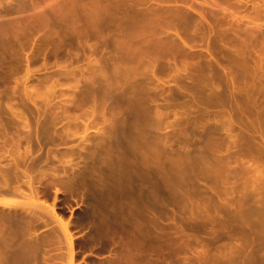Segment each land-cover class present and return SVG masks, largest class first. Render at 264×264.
Returning a JSON list of instances; mask_svg holds the SVG:
<instances>
[{
	"label": "bare ground",
	"instance_id": "6f19581e",
	"mask_svg": "<svg viewBox=\"0 0 264 264\" xmlns=\"http://www.w3.org/2000/svg\"><path fill=\"white\" fill-rule=\"evenodd\" d=\"M230 1L242 0H191L164 7L150 0H51L50 5L47 0H0V264H37L41 258L48 264L41 251L60 246L62 238L66 251L59 253L66 262L49 264H75L74 224L57 212L56 199L59 193L77 192L80 182L84 188L86 162L72 157L81 158L85 151L106 172L91 183L98 206L90 210L95 226L89 240L93 250L107 251L102 257L89 254L97 264H175L182 253H190L195 264H264V103L255 97L264 85L238 79L235 67L247 60L232 42L223 40L213 21L219 4ZM198 23L206 33L197 32ZM49 25L60 30H47ZM65 45L75 49V56L79 50L82 55L86 50L101 53L94 60L87 56L93 64L86 72L77 68L79 76L87 73L92 83L90 99L65 102L80 113L65 115L68 125L61 130L67 138L79 136L83 145L66 158L47 145L44 161L51 157L59 166L44 162L45 167H36L33 140L37 152L56 141L48 136L50 121L44 112L34 117L42 128L40 137L29 118L6 103L15 93L8 83L16 76V84L23 83L20 99L30 100V64H47ZM218 52L231 69L218 63ZM200 58L204 67L197 68ZM224 70L229 77L217 82ZM157 72L171 76L170 88L161 82L162 89L188 99L193 112L185 115V131L177 129L182 117L175 105L168 100L160 104L162 94L151 92ZM61 73L76 77L67 68ZM101 90L105 97H98ZM85 102L90 106L85 108ZM105 106L110 114V119L102 118L107 131L89 132ZM169 113L173 121H168ZM3 116L26 128L22 151L17 140H11L16 145L6 143ZM54 116L50 120L56 125L61 117ZM161 129L171 132L161 134ZM55 131L51 134L56 137ZM43 183L54 187L50 204ZM4 197L21 203L14 206ZM49 219L58 232L48 226ZM239 239L245 244L236 247Z\"/></svg>",
	"mask_w": 264,
	"mask_h": 264
},
{
	"label": "rangeland",
	"instance_id": "374dc122",
	"mask_svg": "<svg viewBox=\"0 0 264 264\" xmlns=\"http://www.w3.org/2000/svg\"><path fill=\"white\" fill-rule=\"evenodd\" d=\"M195 3H199V0H192V2ZM190 3L191 0H150V4L155 5V6H159V7H164V6H176L180 3ZM52 2L51 0H47V5H50ZM226 5L228 7H226ZM221 7H226V9L222 10ZM218 10L215 12V14L213 15V21L215 20V22L217 23V26L219 27V30L221 32L222 35H224V41L228 42H232L234 44V47L238 48L240 50L241 53L244 54V57L247 60V64H237L236 68V72H237V76L239 77L238 79L241 81H245L248 84L254 83V81L256 82H261L264 85V0H242V1H230L229 3L225 4H219V7H217ZM190 29H193V25L190 26ZM47 30H51V31H59L60 29L55 26V25H49V27L47 28ZM42 31H45V29H43ZM197 32L199 34H203L206 33V29L204 28V26L200 25L199 23L197 24ZM92 41H89L88 43H91ZM231 45V44H230ZM50 49L52 48V46L49 47ZM67 49H70V51L68 53H66L65 51ZM86 49V48H85ZM86 55H82L81 50H79V52L77 51L76 54H78V56H75V49L74 48H70L69 46L65 45L63 47V50L60 51L58 53L57 58H49V60L47 61V64H30V70H31V78L29 83L27 84L28 88H27V96L30 98V100H21L23 96V83L22 82H18L16 84V80L14 76L8 83L9 87H10V92L13 90L15 91L12 99H10L9 102L10 104H12L13 108L17 109L18 111H20L21 113H23L25 116H27L29 118V122L31 124V128L34 129L35 127H37V125H35V121H34V117L38 114V113H45L46 122H49L51 126H49V123H46V125L48 124V127L51 132L54 131V129L56 130V137L52 136L55 135L54 133L51 134V132H49L50 134H48L49 138H53L54 142H47L45 145L46 147L43 148L42 150L37 152V147H36V143L33 140L31 146L33 147V152L35 154L36 158L34 160V165L36 167L42 165L41 167H45L48 162V164L50 165H58V162L56 160H54V158H49L47 159L45 162L44 160V156L42 157V155L44 154L46 148L51 147V151L55 154L58 155V157H63L66 158V156L69 154L70 150L72 149H76L78 146L81 147V140L80 138L76 137H66V133L64 134V130L62 131L61 129H63V127L68 125V120L65 117V115L67 114H79V110H77L75 108V105H67L65 102L68 101H73L74 103H78L81 101V99H90V88H91V81L89 79H87L88 75L87 73L84 74V77H80L78 74V69L77 68H83L84 72H86L85 70L87 68H91L93 62H90L92 64L89 63L87 56L90 55L89 60H94L97 59L99 57H101V53L98 50L97 53L95 54H89V52L86 50ZM85 54V52H84ZM217 58H218V63L223 65V66H227L228 68H232L231 64H227V60L226 57L223 55V53L218 52L217 53ZM203 59L204 58H200V62L197 65V68H201L204 67L203 64ZM197 60V59H196ZM40 63V62H39ZM89 63V64H88ZM178 65H180V63H178ZM184 65V64H182ZM24 67V64H21L22 68ZM179 67H183V66H179ZM63 68H67L69 70H74L76 77H68L65 78L62 75V70ZM23 69V68H22ZM22 69L20 70V72L18 71V77L22 76ZM108 72V70H107ZM106 72V75H107ZM242 72H246L244 74H242ZM235 74V72L233 73ZM182 75V74H180ZM230 72L228 70H224V71H220V75L219 77L215 78V80L217 82H224V77H229ZM185 75H182L183 81L185 80L184 77ZM243 77V78H242ZM157 78L159 79L160 83H157ZM181 78V80H182ZM247 79V80H246ZM93 80V79H91ZM101 81H103V78L99 79ZM105 80V79H104ZM164 84H168V87L172 84L171 82V76L169 72H157L156 77L154 78V84L152 85L153 87H155L151 92L154 95H160L162 94L163 97L158 99V102L160 104H165V101H170V103L172 105H175L174 110L177 112L179 117H182V120L180 121V125L178 126V130L181 129V131H185L187 130V128H189V125L186 122V114H191L192 115V109H188L187 108V97L185 95H179L176 96L173 91L171 93H169L168 91V87H165L164 89H162V83ZM170 88V87H169ZM172 88V87H171ZM173 90V88H172ZM8 91V90H7ZM9 92V91H8ZM98 97H105V95H103L102 90L98 91ZM255 97L257 98L258 101L264 103V91L261 93H257L255 95ZM21 98V99H20ZM25 102V105H23V102ZM88 101V100H87ZM90 106L89 102H85L84 103V107L87 108ZM172 108H169L170 111ZM6 111V110H5ZM58 114V118L59 116L61 118H59L58 123L52 122L53 120H50L51 116L52 119H54V115ZM100 113L102 115L103 113V117L100 115L98 116V118L96 119L97 122L92 126V128H89V132H94L96 129H101V130H105L107 131V126H105L106 123L103 122L102 118H106V119H110V114H109V110L108 107H104L103 109L100 110ZM54 116V117H53ZM4 119L7 118L5 116H3ZM2 117V120L4 122V119ZM101 117V119H100ZM168 121H173V116L171 113H169L168 116ZM6 123H4V131L5 133L8 135L9 140H7L6 143H8L9 145H12L16 140L17 145L16 146H20V150L22 151L23 148L26 146V142L25 140L27 139L25 136H27V130L26 128L20 124L17 120H13L8 122L7 119ZM13 122V123H12ZM15 122V123H14ZM60 122V123H59ZM104 123V124H103ZM60 124V125H59ZM70 124V123H69ZM103 124V125H102ZM56 127H55V126ZM107 125V124H106ZM58 126V127H57ZM54 127V128H53ZM70 127H74V126H70ZM104 127V129H103ZM39 130V135L40 137H42V133L41 132V127H37ZM53 128V130H52ZM57 128V129H56ZM79 128V127H78ZM75 128H71V130H74ZM1 130V129H0ZM78 134H82V129H78L77 130ZM92 132V133H93ZM160 132V131H159ZM162 132V133H161ZM161 134H169L171 132L170 129H167L166 131L164 129H161ZM80 134V135H81ZM47 135V134H46ZM26 139H25V138ZM65 137L67 140H65ZM183 138H185L184 136H182ZM64 138V142L61 139ZM14 140V142L12 143L11 140ZM25 139V140H23ZM91 143H94V140L96 139L94 136H91L89 138ZM173 139V138H172ZM1 140V139H0ZM2 144V140L0 141ZM62 142V143H61ZM81 142V143H80ZM57 143H61L59 144L60 146H56ZM0 144V145H1ZM54 144V145H53ZM81 144V145H80ZM90 144V143H89ZM87 145L86 148L87 150H91L92 146ZM48 145V147H47ZM54 147V148H53ZM175 147V146H174ZM42 151V152H41ZM41 152V153H40ZM86 153V154H84ZM83 154L85 157V159H83L82 157H78L77 155H73L72 160L75 162H86V169H85V173L84 175V179H82V182L84 184V188L83 185H81V182L79 184L78 187V191L81 190V194H77V192H73L72 194H70L69 192L66 193H59L57 195V199H56V206H62V205H67L69 207V209H71V207L74 206H78L80 210H71V214L70 213H65L64 209L58 210L57 212L60 213L63 216V219H70L71 222L75 221L73 220V215H78L79 217H81V222H83L85 224V226L79 231V232H73V237L74 239V243H75V249H79V250H83V253H76L74 256V263L75 264H85L86 262L88 264H97L98 261L96 259H93L92 257L89 256H83L84 253H92V254H97L99 256H105L107 255V251L103 249L100 251H97V249L93 250L94 248H91V242L89 240V237L92 235L94 226H95V222L93 223V219L90 216V210H95L97 209L98 204H96V201L93 199V194L92 191H94L91 187V183H92V179H95V176H97L98 173H105V171H103V168L100 163H98L99 161L95 158L92 157L94 159H90L89 156H87V152L85 151ZM82 154V155H83ZM39 155V156H37ZM86 155V156H85ZM42 157V158H41ZM83 161H81V160ZM43 160V163L41 164V161ZM94 160V161H93ZM45 162V163H44ZM84 162V163H85ZM95 162V164H94ZM40 163V165H39ZM83 163V164H84ZM62 165H60L61 167ZM60 169V168H59ZM99 171V172H98ZM102 171V172H100ZM61 172V171H60ZM59 172V173H60ZM103 173V174H104ZM104 174V175H105ZM91 179V180H90ZM46 184V185H45ZM43 183V185L45 186V194H46V202L47 204L51 203V201H53V197H54V187L52 185H49L48 183ZM48 184V185H47ZM81 187V188H80ZM80 189V190H79ZM83 191V192H82ZM94 193V192H93ZM84 194V196H83ZM71 195V196H70ZM71 198H75L76 201L73 202L71 200ZM4 200H6L7 202H11L14 206H19L21 201L19 199H15V198H8V197H4ZM62 200V201H60ZM80 204V205H79ZM90 204L92 207H90ZM89 205V206H88ZM86 206V207H85ZM88 206V209H87ZM91 208V209H90ZM87 209V210H86ZM83 217V218H82ZM48 226L50 228H55L58 232V227L56 225H54V222H52V220H47ZM47 226V228H48ZM56 226V227H55ZM46 229V231H48L47 228H45L44 226H41L40 230H42L43 228ZM72 230H75L74 227H72ZM83 233L82 236L80 237H76L77 235H79V233H81L82 231H85ZM44 232V231H43ZM202 236L205 237L204 234L201 233ZM240 240V241H239ZM237 240V245L236 247H238V245L241 243L245 244V240L243 239H239ZM243 240V241H242ZM64 239H61V245L59 246L57 243L56 245H50L49 247L47 246L45 251H41V256L43 255V257L48 256V258H46L47 260L46 263H52V262H58L61 260V262H66V256L62 257L60 259V253L62 252L64 254L65 250V245H64ZM223 241H219V243H222ZM240 244V245H241ZM242 244V245H243ZM99 246H103V248H106V246H104L103 244H100ZM226 246V245H225ZM224 246V247H225ZM228 246V245H227ZM61 247V248H60ZM58 248V250H57ZM59 248L61 249L59 251ZM197 249H199V246H197ZM45 252V254H44ZM190 254V253H188ZM188 254H180V258H175V260H177L175 262V264H195L193 263L194 260H192L193 258ZM51 255V256H50ZM182 255V256H181ZM183 255L185 256L184 259ZM50 256V257H49ZM59 256V257H58ZM39 257V258H40ZM185 260L183 262V259ZM192 259H191V258ZM7 258L8 255H7ZM38 258V259H39ZM43 258L37 260V264H43ZM104 259V258H103ZM190 260V262H189ZM39 261V262H38ZM96 261V262H95ZM193 261V262H192ZM86 263V264H87ZM5 264H8L7 260L5 261Z\"/></svg>",
	"mask_w": 264,
	"mask_h": 264
},
{
	"label": "flooded vegetation",
	"instance_id": "af4514ba",
	"mask_svg": "<svg viewBox=\"0 0 264 264\" xmlns=\"http://www.w3.org/2000/svg\"><path fill=\"white\" fill-rule=\"evenodd\" d=\"M71 200L73 202L76 201L75 198H71ZM60 201H62V200H60ZM57 209L58 210L64 209L65 213H71V210H80L78 206H74V207H71V209H69V207L67 205L58 206ZM80 211H82V210H80ZM73 220H75V221H73V224H74L73 227L75 228V230H73V232H79L85 226V224L83 222H81V217H79L78 215H73ZM84 232H86V230L79 233V235H77L76 237L82 236ZM76 252L77 253H83L84 251L77 249ZM89 254L90 253H84V255H82V257L83 256H89Z\"/></svg>",
	"mask_w": 264,
	"mask_h": 264
}]
</instances>
